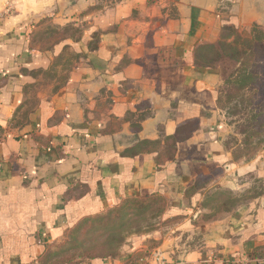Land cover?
<instances>
[{
  "label": "crops",
  "instance_id": "obj_1",
  "mask_svg": "<svg viewBox=\"0 0 264 264\" xmlns=\"http://www.w3.org/2000/svg\"><path fill=\"white\" fill-rule=\"evenodd\" d=\"M8 6L0 264H39L84 220L154 196L161 220L176 221L169 235L143 233L90 264L153 263L156 251L169 264H264V194L204 206L216 192L242 196L250 175L264 181V152L234 160L220 71L195 64L228 30L264 32V0H0V13ZM169 142L174 158L158 165Z\"/></svg>",
  "mask_w": 264,
  "mask_h": 264
},
{
  "label": "trees",
  "instance_id": "obj_2",
  "mask_svg": "<svg viewBox=\"0 0 264 264\" xmlns=\"http://www.w3.org/2000/svg\"><path fill=\"white\" fill-rule=\"evenodd\" d=\"M195 64L205 68H218L222 79V86H232L234 92L241 97L240 101H245L244 98L249 96L248 101H250L251 107L245 120V123L250 127L248 133L249 142L247 144L252 145L255 136H264V32L257 27H253L249 33L228 30L223 40L212 45H203L196 50ZM222 86L220 87L218 96V107L221 101ZM252 101H256L255 104ZM242 134L247 137V133L244 132ZM176 139L169 138L166 141L173 143ZM170 142L167 143L168 147L170 146L169 148L166 150L160 149L156 157L158 165L164 164L174 158L173 146H171L172 143ZM261 143L264 144V141ZM158 146L159 144H157L156 149H159ZM223 196H232L236 200L235 204L233 206H226V203L221 201V197ZM240 198L228 192H216L207 197L204 206L207 205L214 211L218 209L217 213L222 211L227 212L239 203ZM159 207L160 210L157 213H159V220H161V216L166 210V204L160 197H146L142 200L128 199L107 213L84 220L81 223L89 222L91 225H96L97 222L101 223L103 221L108 223V220H105L106 217L115 213V220L122 222L121 225H123V220L140 217L146 212L153 211ZM123 242L124 239L110 240L108 243L112 244L113 248L107 249V254L103 252L104 254L101 256V259L112 261L118 259L122 246L125 244ZM116 251H118L116 256L109 257Z\"/></svg>",
  "mask_w": 264,
  "mask_h": 264
},
{
  "label": "rangeland",
  "instance_id": "obj_3",
  "mask_svg": "<svg viewBox=\"0 0 264 264\" xmlns=\"http://www.w3.org/2000/svg\"><path fill=\"white\" fill-rule=\"evenodd\" d=\"M220 99L219 108L224 113L230 127L227 145L232 148L236 146L233 156L234 160L248 163L264 152V144L261 143L264 141L263 135L255 136L252 145L247 144L249 142L248 133L250 127L245 123V120L251 107L250 101H248L249 96L244 98L245 101H240L241 97L234 92L232 86H222ZM255 102L252 101L253 104ZM244 132L247 133V137L242 134ZM250 178L251 175L246 177L247 183L251 182L250 190L242 194L243 198L242 196L241 198L238 197L240 198L239 202H246L256 194H264L263 179ZM221 201L226 203V206H233L236 202L232 196H223ZM159 210L160 207L155 208L153 211H148L140 217L123 220V225H121L122 222L115 220V213L106 217L105 220H108V223H105V221L97 222L96 225H91L89 222L80 223L62 241L49 246L39 264H90L92 261L102 260L103 252L107 254V249L113 248V245L108 243L110 240L124 239V244L133 237L141 235V233L156 230H160L158 232L159 236H168L176 221L168 220L163 222L159 220L160 216L157 213ZM217 212L218 209L214 211V214H217ZM207 220L209 219L201 218V221ZM150 234L152 248H155L157 244L153 240L154 235ZM117 254L118 251L109 257H114Z\"/></svg>",
  "mask_w": 264,
  "mask_h": 264
},
{
  "label": "built area",
  "instance_id": "obj_4",
  "mask_svg": "<svg viewBox=\"0 0 264 264\" xmlns=\"http://www.w3.org/2000/svg\"><path fill=\"white\" fill-rule=\"evenodd\" d=\"M10 6H8L6 8V10L4 11V13H0V18L9 13V8ZM217 261H215V259H210V261L208 262V264H216ZM135 264H169L168 262H166V259L163 257V253L162 252H158L156 251V253L154 254V258H153V263H148L146 262L144 259H139L135 262Z\"/></svg>",
  "mask_w": 264,
  "mask_h": 264
}]
</instances>
